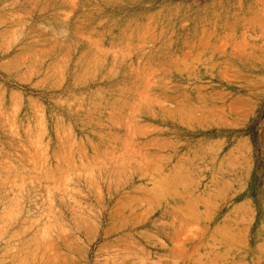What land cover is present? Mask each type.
Wrapping results in <instances>:
<instances>
[{
  "label": "rangeland",
  "instance_id": "374dc122",
  "mask_svg": "<svg viewBox=\"0 0 264 264\" xmlns=\"http://www.w3.org/2000/svg\"><path fill=\"white\" fill-rule=\"evenodd\" d=\"M0 264H264V0H0Z\"/></svg>",
  "mask_w": 264,
  "mask_h": 264
}]
</instances>
